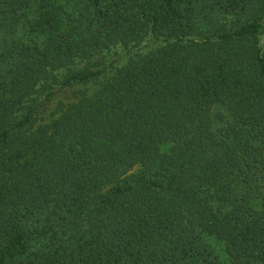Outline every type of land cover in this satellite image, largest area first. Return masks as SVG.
<instances>
[{"label": "trees", "instance_id": "obj_1", "mask_svg": "<svg viewBox=\"0 0 264 264\" xmlns=\"http://www.w3.org/2000/svg\"><path fill=\"white\" fill-rule=\"evenodd\" d=\"M255 1L0 0V264H264Z\"/></svg>", "mask_w": 264, "mask_h": 264}, {"label": "rangeland", "instance_id": "obj_2", "mask_svg": "<svg viewBox=\"0 0 264 264\" xmlns=\"http://www.w3.org/2000/svg\"><path fill=\"white\" fill-rule=\"evenodd\" d=\"M253 6H254L253 11H255L256 10L255 8L257 7L258 8L257 9L258 14H263V8L260 9L261 6L264 7L263 3L255 1L253 3ZM262 23L264 26V17L262 19ZM261 38H264V29H263V34L261 35ZM77 91H78V89H71V90L64 92L63 94L55 97V99L52 100V102L50 103V105L48 107L43 108V110H45V111L43 112V115L40 116V118L45 119V118H49L50 116H52L51 112H53V110L56 107V105L58 104V102L59 101H66V100L72 98V96L77 94ZM45 121H47V120H45Z\"/></svg>", "mask_w": 264, "mask_h": 264}]
</instances>
